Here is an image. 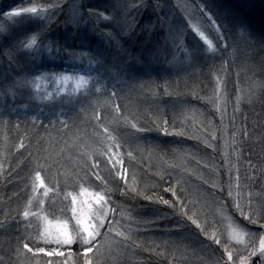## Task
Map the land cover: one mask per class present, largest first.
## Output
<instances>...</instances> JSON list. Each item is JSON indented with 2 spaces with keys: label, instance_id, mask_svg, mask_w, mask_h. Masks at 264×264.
Segmentation results:
<instances>
[{
  "label": "trees",
  "instance_id": "obj_1",
  "mask_svg": "<svg viewBox=\"0 0 264 264\" xmlns=\"http://www.w3.org/2000/svg\"><path fill=\"white\" fill-rule=\"evenodd\" d=\"M154 1L123 0L118 5L116 0H0V18L12 8L36 5L44 20L42 25L36 22L41 17L25 16L0 26V233L4 234L0 264H21L23 251L16 254L17 239L28 236L24 229L29 237L36 232L28 227L23 213L30 208L38 215L46 209L45 214L58 216V210L48 204L57 208L69 201L65 190L71 185H65L64 177L79 171L77 163L83 162L84 151L92 153L93 149L88 158L101 164V175L108 170L104 168L105 149L124 161L125 171L119 165L113 170V174L117 170L125 173L119 190L110 182L112 176L107 177L106 186L83 185L107 192L116 217L127 218L126 226H113L112 231L113 240L126 246V264L190 263L177 257L181 255L178 247L173 253L176 238L189 231L197 236L199 248L208 245L204 259L191 264H217L213 247L202 241L205 233L155 198L179 203L167 191L177 188L179 180L177 195L190 209L189 215L197 213L195 218L207 234L213 239L217 232L215 239L223 241L220 222L211 214L199 215L200 202L208 201L196 190L203 186L219 199L224 176L233 168L234 148L241 178L253 177L260 166L264 170V0H158L156 6ZM202 5L223 34L217 38L211 21L205 26L213 51L190 27L192 21H200L196 13ZM103 10L109 12L110 22H103ZM43 26L45 38L26 49L27 36ZM71 50L89 54L80 71L88 72L93 80L73 100L66 95L38 105L29 79L43 71L66 69ZM101 73L103 78L98 79ZM174 114L175 128L171 126ZM161 115L169 121V133L183 135L156 130ZM95 117L100 118L99 124ZM63 120L72 125L67 135L60 123ZM224 123V138L230 141L226 156L221 152ZM100 125L109 128L108 137ZM38 153L51 157L43 175L52 195L46 196L44 210L40 206L43 198L31 197L33 160ZM134 192L141 194H129ZM36 257H29L32 264H42V256Z\"/></svg>",
  "mask_w": 264,
  "mask_h": 264
},
{
  "label": "snow or ice",
  "instance_id": "obj_2",
  "mask_svg": "<svg viewBox=\"0 0 264 264\" xmlns=\"http://www.w3.org/2000/svg\"><path fill=\"white\" fill-rule=\"evenodd\" d=\"M25 14H32L33 17H41V19L36 20L40 24L44 25V20L42 18L41 8H38L36 5L30 7H19L12 8L8 12H5L4 15L8 17H23ZM89 15L99 16L98 12H89ZM50 19V17H48ZM209 18L211 16L209 14ZM202 25L196 24L193 25L195 29V33L204 41H206L211 47V42L208 41L207 36H205L204 31H201ZM211 28L215 30L217 38L222 39L223 34L221 32V27L214 19H211ZM45 28L39 27L37 30L32 31L33 34L27 36V45L26 47H32L37 44L38 38L41 40L44 37ZM7 39V37H5ZM74 55V53L72 54ZM261 73L264 74V64L261 66ZM49 75V73H41L35 75L33 77V83L35 87L39 89L41 81ZM103 73L100 74L98 79L103 78ZM58 83L62 82L67 84L69 80H73L75 82V91L76 89L81 88L84 85L89 84L90 81L93 80V77L86 75L79 76H69L66 74H61L54 77ZM22 83H27V81H22ZM104 91H108L107 86H103ZM112 97L116 96L115 92L110 93ZM262 95H264V91H262ZM85 98H81L75 101L73 107L76 104H80L83 102ZM237 102H239V98H237ZM76 117H79L80 111L76 112ZM97 123L99 124L100 118L95 117ZM133 119H136L133 117ZM69 120L75 123L73 117H69ZM69 120L60 121L62 127L64 129V134L67 135L72 130V125L69 124ZM159 126L156 130L162 131L165 135H178L182 136L183 133L179 131H173L169 133V121H167L162 115L158 117ZM174 123L171 124L173 128L177 126L176 115H173ZM139 122V121H137ZM51 124V121L49 122ZM33 125L35 126V120H33ZM43 126V125H41ZM102 134L105 137L109 136V128L103 127ZM135 127V124H133ZM144 129H140L143 131ZM245 133L242 131L241 135ZM98 143H103V141H97ZM262 145H264V140L261 141ZM119 145L112 144L111 147H118ZM19 147L23 148L24 144L21 143ZM211 147V144H209ZM96 149H93V152L90 153L88 151H84L83 153V162L77 163V167L79 171L74 170L71 174H66L64 177L65 185H70L72 187H79L80 192L83 194L85 199H80L78 195H72L70 199L71 210L70 214H68L67 210H64V214L67 215V219L59 221L58 227L55 233L51 231L49 227H45L42 233V239L45 241H54L56 247H51L50 245L40 246L39 243L33 245L31 239L27 235H23L17 239V247L15 249L16 254L18 255L21 251H23L26 255L31 254L32 258L35 259L36 256L44 257V264H56L59 261V264H73L72 261L68 259V257H76L79 264H96V260L90 257H95L97 253L102 254L101 250L105 248L106 241L109 235H111L113 224L115 223L113 216V223H109V212L111 209L109 208L110 199L107 192L101 194L100 192L89 193L87 189L83 187L84 183L94 184L96 187L106 186L107 177L112 176L111 183H115L117 185V190H119L120 180L124 179L125 173L121 170H117L115 174H113V170L117 169V166H120V169H123L124 161L122 159L114 158L118 157V153H114L109 151V149H105V153L107 154V161L104 162V168H107V172L105 175H101V171L103 168L101 164L96 162V160H90L88 157L93 155ZM262 152H264V147H262ZM131 155V153H129ZM30 160L33 158L29 157ZM43 161V162H42ZM51 157H45L42 154L38 153L33 160V168L32 171L34 173V181L35 183L32 186V190L36 191L37 185L43 187L45 189V195L48 194L50 189L45 185V177L43 173L45 172L46 165H50ZM111 162V167H108V163ZM264 163V161H262ZM55 162L51 163V166H54ZM251 166V165H250ZM50 171V167H49ZM231 170L229 169V172ZM262 174H264V170H262ZM119 177V180L116 179ZM94 178V179H93ZM100 182V183H97ZM57 183H59L57 181ZM177 188H168L167 191L171 192L174 197H176V201L164 199L162 197H156L155 201H158L161 204L167 205L174 209V211L180 214L183 218L189 221L192 225H194L198 230L207 234V229L202 228L201 224L198 222V219L195 218L198 216L197 213H193L189 215L190 209L186 207L184 202L181 200L180 196L177 195V192L180 191L179 185L180 181L177 180ZM129 194L140 195L141 193L134 192ZM231 195V192H229ZM145 199L149 201H154L152 196L145 195ZM261 199L264 201V186H262ZM154 201V202H155ZM236 209L240 212L241 216H244L245 219L252 224L259 223L260 221H264V202L260 203L257 206H253L251 203V199L249 200L248 205V214L245 215V211L241 206L237 203L235 204ZM24 216H29L30 213L25 211L23 213ZM47 220V217H44ZM74 221V223H73ZM71 224V228L69 225ZM264 227V224L261 225ZM250 236H258L259 238V248L255 247V241L250 240L249 244L242 249H239L236 253L225 248L227 252V260L224 264H253L252 257L259 254V264H264V233L250 234ZM233 238L240 239V234L233 229ZM217 244L221 243L220 240L215 239ZM67 247L68 251H62V248ZM73 249H76L75 251ZM242 252H246L247 255L241 254ZM234 256L238 257V261L234 259Z\"/></svg>",
  "mask_w": 264,
  "mask_h": 264
},
{
  "label": "rangeland",
  "instance_id": "obj_3",
  "mask_svg": "<svg viewBox=\"0 0 264 264\" xmlns=\"http://www.w3.org/2000/svg\"><path fill=\"white\" fill-rule=\"evenodd\" d=\"M116 1L117 2L120 1L118 5H121L120 3L123 0H116ZM175 1L177 2V1H184V0H175ZM154 2L156 6L161 1L156 0ZM30 6H33V5H24L20 7H30ZM207 10L208 9L204 5H202L201 9L197 10L199 14L196 13V15L199 16L200 21H196V22L192 21L190 24V27L192 28L193 31L195 30L193 28V25H196V24L202 25L201 31H204L205 36H207L205 32V26H209L208 22L211 21L212 19L211 14ZM209 14L211 16V19L209 18ZM25 16L30 17V18H38V17H33L32 14H25L23 17ZM101 16H102L103 22L104 21L106 23L110 22L111 16H109V12L107 10L101 11ZM23 17H8V16L1 17L0 26L3 24L11 23L17 19H22ZM204 21L207 23H205ZM16 26H21V25L18 24ZM242 40H243V37H242ZM202 41L206 44V46L208 45L206 41L204 40ZM208 41H210L209 38H208ZM25 48L30 49L31 47L30 48L25 47ZM243 49H244V45L242 47V50ZM209 50L210 51L214 50L213 42H211V47H209ZM73 53L74 55H72ZM88 55L89 54L87 52H78L76 50H71L68 53V57L65 59L66 64H67L66 69H63L60 71L59 70L57 71L47 70V71L41 72V73H49V75H47L43 81L39 82L40 83L39 89H37L35 87V84L32 82L33 77L35 75L32 76L29 79L28 84L30 85V88L32 89V95H33L34 101L38 105L44 106L47 102H50L52 100H61V98L65 97L66 95H67V98L66 97L65 98L67 100L69 98L70 100L77 98L82 92H84V90L88 88L89 84L84 85L81 88L73 91V89H75V82L73 80H69L67 84H64L62 82L58 83L54 77L61 75V74H66L69 76H79V75L91 76L88 74V72L80 71L81 70L80 65L82 62H84L86 65V59ZM59 56H63V54L57 55V56L54 55L52 56V58L53 59L58 58ZM41 73H38V74H41ZM221 131L223 134V136H221L222 137L221 152H222V155L224 156L225 154H227L228 144L230 143L229 140L224 138V133L226 131V123H224V126L222 127ZM259 138L261 140V137ZM237 161H238V151L237 149L234 148V155L232 157L233 168L231 169L230 173H227L224 176V178L226 179V183H225V187H223L222 193L218 194V197L220 200L219 199L217 200L215 197H213L209 193L208 189L204 188L203 186L198 187V189L196 190V194L203 196L206 199V201H208L207 204L204 202H200V208L198 210L199 215L204 218L206 214L208 216L211 214V217H215L214 218L215 222H220V226L224 228V231L222 233L224 236V239L219 244H217L210 235L208 234L202 235L203 236L202 241L205 243V245L209 244L213 247L215 256L220 264H224V262L227 260V252L225 251V248L236 253L239 249H242L245 246H247L250 240H254L255 247L258 249L259 248L258 236H250V234L264 233V227L261 226L262 224H264V221H260L259 223H256V224L249 223L245 219L244 216H241L240 212L235 207V204L238 203L241 206V208L244 209L245 215H247L250 199H251V203L253 206H257L260 203L264 202L261 199L262 186H264V174H262L263 166H260L257 169L253 177L249 178L247 175L245 178H241L239 174V166H238ZM123 171H125L124 168H123ZM83 187L85 188L86 186L83 185ZM85 189H87L89 193L96 192L88 188H85ZM31 192H32V195H31L32 198H35V199L43 198L40 204L43 210L45 207L47 208L49 206L51 210L57 209L59 213H58V216L51 215L48 213L45 214L44 213L46 210L45 209L44 212H41V213L39 212L38 215H34V213L31 212L30 208H27L26 211H28L30 215L26 217V223L30 225L28 226L29 228H32V230L34 229L36 232L35 234L29 237L30 232L28 233L25 229L24 231L26 234H28V237L32 241L35 242V244L39 243L40 246L47 247L50 245L51 247H56L54 241H51V240L45 241L42 239V233L45 227H49L51 231L55 233L58 227V222L68 218L67 215L64 214V210L66 209L68 214H70L71 196L78 195L80 199H85V197L80 192L79 187L74 188L72 186H69L65 190V195L69 198V201L66 202L64 200L62 201L61 206L57 208H53L52 206H50L51 204L50 205L48 204V206L45 205V201L47 198L46 196L52 195L51 189L50 191H48V194L45 195L44 194L45 189L37 185L36 191L31 190ZM229 192H231V195H229ZM109 208L111 209V212H109L108 222L113 223V216H114L115 223L113 224V226H118V229L123 228L124 226H121L123 224L126 226L127 218L116 217V213L111 208L110 204H109ZM44 217H47V220H45ZM208 219L210 220V217ZM69 227L71 228V224L69 225ZM113 229L112 231L114 232ZM233 229H235V231L240 234V239L233 238ZM113 232L111 233V235L108 236L105 248L101 250L102 254L98 255V259H96V264H102V263L104 264H126V246L122 245L121 244L122 242L119 243V241L113 240L115 237ZM1 234L2 233H0V241L4 237V234L2 235ZM213 236L218 237L219 234L215 232ZM180 237L176 238L177 246L176 244L174 245L176 246L174 247L175 249V251L173 252L174 254H176L177 252L176 251L177 247L181 249V255L177 254V257L186 258L185 259L186 261L188 262L190 261V263H185V264H191V262H195V259H198V258L204 259L205 251L208 248V245H206V247L202 245L199 248L197 246L199 244L197 236L195 237L193 235V232H190V231L183 234ZM201 247H204L202 252H201ZM61 250L65 252L68 251L67 247L62 248ZM73 250L75 251L76 249H73ZM22 254L20 255L21 264H30V263L32 264L34 262L31 258H29V257H32L31 254L26 255L24 252ZM241 254L247 255L246 252H242ZM24 257L26 258V260L24 259ZM95 257H90V258L95 259ZM210 257H213V256H210ZM36 258L38 259L40 257L37 256ZM68 259L72 261L73 264H78L76 257H68ZM234 259L238 261V257L234 256ZM251 259L253 261V264H259V254L258 253L256 256H253ZM39 261L42 262V264H44V257L40 258ZM178 261L183 262L182 260H178ZM56 264H59V261H57Z\"/></svg>",
  "mask_w": 264,
  "mask_h": 264
}]
</instances>
